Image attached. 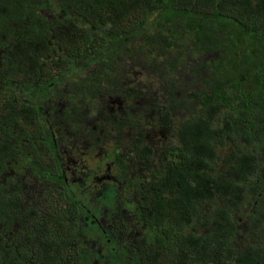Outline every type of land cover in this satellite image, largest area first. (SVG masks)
Listing matches in <instances>:
<instances>
[{"label":"trees","instance_id":"1","mask_svg":"<svg viewBox=\"0 0 264 264\" xmlns=\"http://www.w3.org/2000/svg\"><path fill=\"white\" fill-rule=\"evenodd\" d=\"M53 2L0 0V11L12 5L17 10L16 19H32L33 28L40 35L49 25L37 12L45 8L54 11ZM58 2L67 19L64 23L78 29L73 33L71 48L50 38L47 43L52 42L54 48L48 49L66 56L69 69L81 67V76L85 73L81 80V103L110 99V95L129 102L137 97L155 100L159 107L156 124L152 119H140L134 125L138 131L163 130L166 138L173 133L178 144H167V166L178 168L174 177L188 188L181 194L180 210L192 214L179 212L181 219L169 221L167 205L163 206L158 199L156 185L149 204L155 209L154 218H147L144 224L138 212L133 224H144L143 228L119 236L107 229L105 222L93 217L87 200L81 201L80 208L71 195L67 197L58 188L49 187L50 197L45 196L47 206L37 196L31 202L25 197L18 200L11 196L1 202L0 195V264H264V0H81L80 22L77 17L67 22L79 4L65 8L62 0ZM38 18H44V23H35ZM6 22V16L0 13L1 31ZM130 25L134 34L144 37L139 51L145 54L144 63L151 66L148 72H174L175 68H169L187 64L193 67L192 83L181 80L182 89L178 91L177 84H172L175 93L165 89L169 80L165 90L161 84L150 81L143 93L142 88L114 92L97 89L98 74L93 69L97 61L96 69L102 67V57H109L99 54L105 41L101 33L97 37V29L105 28L110 50L113 38L116 43L121 41L112 35H121L117 27L124 30V26ZM0 49V106L10 114L7 124L0 118V125L5 131H14V127L25 131L31 123L26 119L31 118L33 101H29L30 105L20 103L24 108L17 111L22 119L14 113L16 92L22 91L20 98L28 99V92L37 94L42 90L53 94L56 90L51 89L53 85L38 89L35 82L32 84L29 66L24 62L17 61L25 68L10 69L8 64L14 65L15 58L6 56L8 46L3 49L0 45ZM107 81L112 78L106 76L102 84ZM13 82L20 86L12 85ZM191 87L194 91H190ZM136 102L130 109L136 110ZM128 116H133L130 110L125 117ZM130 120L124 121L129 125ZM18 137L21 135L13 136L15 140ZM26 139L33 142L34 136ZM19 146L0 142V176L16 173L30 158V145ZM34 171L49 173L44 167ZM8 187L0 185L2 190ZM174 205L170 209L178 211ZM19 221L22 226L34 227L31 251L28 238L19 242L18 234L14 235ZM80 228L81 233L75 234ZM75 238L81 243L80 260L79 250L71 251L68 247V255L63 254Z\"/></svg>","mask_w":264,"mask_h":264},{"label":"flooded vegetation","instance_id":"2","mask_svg":"<svg viewBox=\"0 0 264 264\" xmlns=\"http://www.w3.org/2000/svg\"><path fill=\"white\" fill-rule=\"evenodd\" d=\"M45 10L49 9L45 8L41 11ZM76 11L79 12L76 14V21L80 22L81 4L76 7ZM39 19H42V21L40 22ZM43 19H35V23H44L45 21L46 25L51 26L49 20L47 21L45 18L43 21ZM29 22L31 23L32 19ZM70 24L73 26V23ZM31 28L33 33L36 34L37 31L33 28V23H31ZM123 28L124 30L120 26L117 27V30L121 32L120 36L112 34L114 37H118L117 40L121 41L116 43V38H113L109 46L110 50L107 49L108 39L110 38L108 33L104 32L105 28L97 29L99 34L97 37L101 33L103 35H101L102 39L105 41L104 48L101 47L103 50H100L101 53L99 51V54L103 53L101 56H109L108 59L102 57L99 60L101 68L96 69L97 61V65L93 69L98 74L97 89L114 92L142 88L140 90L143 93L146 91V89H143L144 86L147 88L150 81L154 85L161 84L164 89L166 81L169 80L165 89L175 93L176 89L173 85L177 84L175 86L177 91L182 89L181 80H191L192 83L195 77H193V67L191 65L179 66L178 63L176 66L169 68H175L174 72L161 73L159 69L148 72L151 66L144 63L145 54L139 51L140 47L143 46L144 37L134 34L132 25ZM77 29L78 27L74 29L73 33ZM39 39L43 41L41 38ZM39 39L37 38V43L28 49L30 51L28 59L30 60L28 64L30 82L32 84L35 82L38 89L46 85L51 88L53 85L51 89L56 90V93L49 94L42 90L37 94L28 92L29 98L25 99L24 96L20 98L21 94L24 95L22 91L16 92L15 97L18 100L13 106L15 115L19 114L24 119L17 110L24 108L20 103L29 104L31 100L33 102H30V104L33 108L30 107L29 116L33 118L37 125L30 132L19 131L17 130L19 127H14V131H5L4 127L0 125L1 143H12L14 148H16V144L18 146L19 144L30 145V158H27L28 161L25 162V165H22L19 171L11 175L1 174L0 185L4 184L6 188L10 178H12L8 189H0L1 202L4 197L8 196L18 200L25 197L20 192V186L23 185L24 180L21 175H26L28 170V176L34 179L36 185L39 188H45L46 197H50L49 187H51L58 188L67 197L71 195L80 208L81 201L83 199L87 200L88 210L91 213L94 211L92 213L93 217L100 222H105L106 228H111L117 234L123 235V233H127L134 228L142 229L144 224L147 223V218H154L152 211H155V209L149 204L153 196V188L156 185L159 190L158 199L163 206L167 205V214L171 218L169 221L175 218L181 219V213L179 214V212H182L183 215L192 214L180 210L181 194L187 192L188 188L179 181V178L174 177L178 168L171 169L170 165L167 166V144L170 145L169 142L177 143L173 133L166 138L163 130L154 128L153 131L147 129L138 131L134 125L139 123L140 119H143L142 121L152 119L154 123L156 122L159 107L156 105L155 100L149 102L148 99L137 97L135 98L137 102L136 100L129 102V100L119 97L113 99L115 96L110 95L108 97L110 99L102 100L101 98L96 102L81 103V80L85 73L81 76V67L69 69L67 57L60 55V51L49 50L48 47L54 46L52 42H48V47H45ZM134 50L138 52L137 55ZM169 58L170 56L166 59ZM78 59L81 63V56ZM2 69L7 70L6 67H2ZM106 76L107 78L111 77L112 81L102 84ZM2 84L1 82V90H3ZM15 84H17L16 87L20 86L19 83L15 82L12 85ZM156 90L160 89L156 88ZM190 91H194V89L191 87ZM36 97L38 100L35 102ZM107 100L112 101V104L105 105L104 102ZM135 102L136 110L130 109V106ZM36 106L39 110L37 113ZM149 106L150 108L152 106V108L149 109ZM128 110L132 112L133 116L125 117ZM1 117L4 124H7L5 112L1 114ZM88 118H92V122L87 126L92 123L93 125L86 131L85 125ZM125 119H131L129 125L124 121ZM14 135H21V137L15 140ZM27 136H34V141L28 142ZM1 147L5 148L3 145ZM20 159L25 160L24 157ZM37 167H44L49 173L37 174L34 171ZM44 177L45 179H42ZM187 200L186 195V205ZM172 204L176 205L174 207L178 211L170 209ZM82 207L86 208L85 205H82ZM187 207L189 208L188 205ZM138 212L144 218L142 226L133 224ZM79 217L81 222V214H79ZM22 223V221L16 223L14 235L18 234L19 242L22 238H28L31 251L33 241L30 237H33L34 227L27 224L22 226ZM167 225L170 226L171 223ZM18 228L21 230L18 231ZM41 230L38 227L37 231L41 232ZM75 231V234L81 233V228ZM68 247L71 251L79 250L77 256L80 260L81 243L79 238L72 240L70 245L63 249L65 257L66 254L68 255ZM60 252L58 255H62Z\"/></svg>","mask_w":264,"mask_h":264},{"label":"rangeland","instance_id":"3","mask_svg":"<svg viewBox=\"0 0 264 264\" xmlns=\"http://www.w3.org/2000/svg\"><path fill=\"white\" fill-rule=\"evenodd\" d=\"M53 8L55 9L54 11L51 10H45V11H38L37 13L40 14L42 17L46 18V20L50 21V25L42 34L39 35V33L34 34L31 28V23L29 20H19L16 19L17 16V10L12 6L9 5L4 6L1 8L0 13L4 14L6 16V24L4 25V29L2 31L0 30V45L5 49V47H9L10 51L7 53L6 56L11 57L13 56L15 58V63L14 65L9 63V68L12 69L11 67L15 66L16 71L18 70V67L22 66L21 68H25L26 65L23 63L18 64L17 61L19 62H24L25 64H29L30 60L29 55L30 49L33 45L37 43V38H41L43 41L42 44L45 47L47 46V41L50 38H54L53 40L55 41L56 44H62L65 48H71L73 46V31L74 28L71 26H67L65 22L66 16L60 12V5L58 0H53ZM62 3L64 4L65 8H71L75 7L76 4H81V0H62ZM77 12L76 9L74 13L72 14L71 17L68 18L69 20H76L77 17ZM90 12H87L86 14H89ZM40 22L42 19H39ZM39 23V22H38ZM32 33V34H30ZM33 36L32 38L29 36ZM42 45V46H43ZM43 51V50H42ZM40 51V52H42ZM2 55V49H0V56ZM12 58V57H11ZM3 61H6V57L3 56ZM6 73V72H5ZM104 104H112V101H105ZM90 109V108H89ZM6 113V115H10L3 106H0V118L2 113ZM28 122H31L28 129L25 127V131H32L33 127L37 125L34 120L31 118L26 119ZM90 122H92V118L86 119V125L85 128H87L86 131L90 129V127L93 125L90 124L87 126ZM21 177H24L23 180V185L20 186V192L25 198L31 202L37 196L39 198V201L42 205L46 206V201H45V188H39L36 185V182H34V179L31 176H28V170L26 171V175H21ZM119 236L120 233H118Z\"/></svg>","mask_w":264,"mask_h":264}]
</instances>
